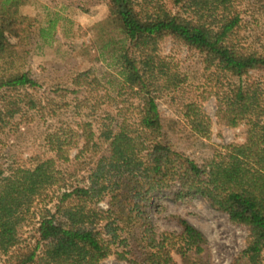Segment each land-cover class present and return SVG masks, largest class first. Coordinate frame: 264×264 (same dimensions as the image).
<instances>
[{
  "label": "trees",
  "instance_id": "obj_1",
  "mask_svg": "<svg viewBox=\"0 0 264 264\" xmlns=\"http://www.w3.org/2000/svg\"><path fill=\"white\" fill-rule=\"evenodd\" d=\"M247 4L264 14V0H107L100 58L116 71V96L136 101L128 116L102 108L100 97H116L89 72L36 96L44 85L28 69L25 0H0V122L43 106H72L80 118L48 135L51 155L0 168V264H103L113 255L125 264H215L208 238L187 219L169 215L176 228L161 231L152 218L157 199L198 197L248 228L230 264H264V45L250 47L242 35ZM168 38L216 73L220 123L244 127V141L226 145L216 167L175 150L167 136L159 96L185 82L160 54ZM184 116L194 141L210 139L201 105L187 103ZM52 190L26 247H16L14 218Z\"/></svg>",
  "mask_w": 264,
  "mask_h": 264
},
{
  "label": "rangeland",
  "instance_id": "obj_2",
  "mask_svg": "<svg viewBox=\"0 0 264 264\" xmlns=\"http://www.w3.org/2000/svg\"><path fill=\"white\" fill-rule=\"evenodd\" d=\"M107 8V0H25L23 14L28 17L30 26L28 69L44 85L42 92L36 96L41 97L46 87L58 83L66 85L78 72H89L101 78L105 87L116 97L112 101L100 97L98 100L105 103L102 108H124L123 112L128 116L131 114L132 104H136V101H126V97L116 96L113 86V83L117 84L116 71L100 58L101 48L108 39L106 32L101 30L107 21ZM243 9L247 13L243 16L242 35L250 47L261 49L264 45V14H258L248 4ZM160 54L185 80L178 89L164 91L159 96L167 136L175 150L185 153L199 164L216 167L226 145L244 141V127L230 128L220 123L215 96L220 87L218 77L213 70L205 69L203 57L198 52L168 38L160 44ZM254 77L255 80L263 78L262 75ZM190 102L201 105L213 121L210 139L202 143L192 139L188 120L184 116L185 105ZM0 103L5 104L2 99ZM43 107L45 110L25 109L12 119L5 117L0 122L1 169H6L8 165L19 166L28 157L38 154L51 155L48 135L62 133V130L67 132L80 120L72 106L62 109ZM71 153L73 155L74 150ZM52 199H55L53 190L46 199L36 201L14 218L16 247H26L40 209ZM100 206L108 209L106 202ZM169 215L184 217L206 235L215 264H230L246 247L248 228L232 223L226 215L214 211L200 197L187 204L174 203L167 198L157 199L152 218L161 231L176 228L167 220ZM103 264L125 263L113 255Z\"/></svg>",
  "mask_w": 264,
  "mask_h": 264
}]
</instances>
